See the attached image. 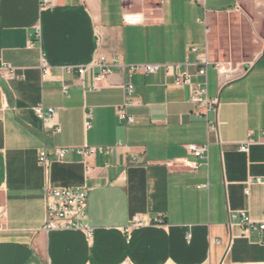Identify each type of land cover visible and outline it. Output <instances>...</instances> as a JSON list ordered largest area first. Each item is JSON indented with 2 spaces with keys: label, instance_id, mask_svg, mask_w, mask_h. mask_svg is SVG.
Returning a JSON list of instances; mask_svg holds the SVG:
<instances>
[{
  "label": "crops",
  "instance_id": "0c3cea01",
  "mask_svg": "<svg viewBox=\"0 0 264 264\" xmlns=\"http://www.w3.org/2000/svg\"><path fill=\"white\" fill-rule=\"evenodd\" d=\"M201 3L0 0V60L17 74L0 69V264H264L260 233L245 234L231 218L245 212L264 222V0H204L205 20ZM235 12H245L256 54L239 74L238 66H215L216 24ZM100 55L172 65L133 75L132 124L117 115L126 70L113 66L90 89L92 73L80 80L77 68L66 69ZM179 73L206 82L218 110L205 114L192 102L191 88L174 82ZM40 106L55 115L40 117ZM189 144H209L208 158L191 154ZM84 146L108 152L85 157L76 151ZM57 147L69 148L61 160ZM44 149L48 168L39 162ZM192 160L201 163L195 171ZM48 185L89 190L92 238L44 229ZM138 219L144 223L134 225Z\"/></svg>",
  "mask_w": 264,
  "mask_h": 264
},
{
  "label": "built area",
  "instance_id": "2783aa9c",
  "mask_svg": "<svg viewBox=\"0 0 264 264\" xmlns=\"http://www.w3.org/2000/svg\"><path fill=\"white\" fill-rule=\"evenodd\" d=\"M161 3L162 0H150ZM204 1V0H199ZM127 18H130L131 15H127ZM36 33L39 34V29L36 30ZM193 51H197V48H193ZM199 60L204 64V67L200 70L199 74L201 76H206L208 72V66L211 63L208 52L200 53ZM44 76L48 77V72L50 71L51 66L43 60L42 63ZM113 66H119L128 72V79L124 84V90L126 93L125 102L118 106L117 115L121 122L126 125L132 124L135 121V118L127 110L128 106L132 103V97L135 93V86L132 81V77L136 73L142 74H154L164 70L170 72L172 65L171 64H161V63H137V64H125L122 62L119 56H115L111 59L104 55L97 56L94 60L83 66H68L66 69L71 71L77 68L79 79L82 80L83 77L92 73L96 81L95 84L91 86L90 89H98L100 87L99 82L104 80L113 70ZM216 68L219 72H230L232 64L227 63H215ZM0 69L7 71V76L10 79L16 77V70L14 67L9 64H5L0 60ZM95 70H98V73H93ZM175 84L177 86H189L191 88V100L199 107L204 109L205 114L211 110H218L219 102L216 98H211L208 93L207 83H197L194 84L192 76L188 73H179L176 75ZM67 89V87H65ZM37 114L44 118L45 116H54L56 111L54 108L45 109L42 106L36 109ZM61 130L60 127L56 129L57 132ZM209 132H217L218 124L215 122L208 123ZM264 136V131L262 132ZM255 142V140L250 136L245 142L240 146V149L244 152H248L250 146ZM188 150L191 154L197 158L207 159L209 144L197 145L189 144ZM69 148L67 147H57L55 148V156L61 160L65 157ZM79 154L83 156H92L98 153H106L108 149L105 147H91L84 146L76 150ZM39 162L45 168H48L50 165V159L48 156V151L46 149L40 152ZM201 163L198 160H192L188 162L190 170L195 171L199 168ZM88 195L89 190L84 187H51L47 186L46 189V223L44 229L46 231H59V230H82L86 232L89 238H92L94 235V228L89 224L87 220L88 216ZM232 220H236L238 225H240L245 234L251 232H258L262 237V242H264V222H257L252 220L245 212H236L231 214ZM158 223H162V219H157ZM144 222L142 220H136L134 225H141ZM129 228H127V231Z\"/></svg>",
  "mask_w": 264,
  "mask_h": 264
},
{
  "label": "rangeland",
  "instance_id": "374dc122",
  "mask_svg": "<svg viewBox=\"0 0 264 264\" xmlns=\"http://www.w3.org/2000/svg\"><path fill=\"white\" fill-rule=\"evenodd\" d=\"M218 2V0H213ZM201 18L205 20L204 10L207 8L201 3ZM245 12H235L231 17H226L222 22L217 23L219 46L215 49V56H220V62H230L232 67L238 66L235 74H239L245 70L246 66L251 65L255 55L252 48L249 47L250 39L253 37L250 22ZM241 14V15H240ZM238 17L239 20H238Z\"/></svg>",
  "mask_w": 264,
  "mask_h": 264
}]
</instances>
